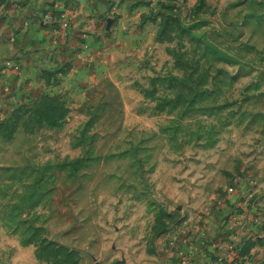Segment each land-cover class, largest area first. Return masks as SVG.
<instances>
[{"label": "rangeland", "instance_id": "1", "mask_svg": "<svg viewBox=\"0 0 264 264\" xmlns=\"http://www.w3.org/2000/svg\"><path fill=\"white\" fill-rule=\"evenodd\" d=\"M0 264H264V0H0Z\"/></svg>", "mask_w": 264, "mask_h": 264}]
</instances>
